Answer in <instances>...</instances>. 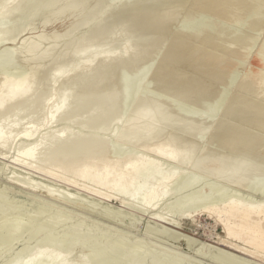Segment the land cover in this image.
I'll use <instances>...</instances> for the list:
<instances>
[{
    "label": "bare ground",
    "instance_id": "obj_1",
    "mask_svg": "<svg viewBox=\"0 0 264 264\" xmlns=\"http://www.w3.org/2000/svg\"><path fill=\"white\" fill-rule=\"evenodd\" d=\"M14 1L8 0L6 3L5 0H0V4L7 6ZM80 1L84 6L89 3L97 14L104 7L106 0H96L95 3L94 0ZM65 5L63 0L20 1L18 10L13 15L4 14L8 10H2L5 16L0 18V25L6 18L8 23L4 28L0 26V33L3 35L18 32L37 19L41 22L51 21L61 9H65ZM76 6L73 8L76 9ZM122 6L124 10L113 13H125L119 16L122 20L115 19L118 20V25L125 24L129 17L131 24L129 23L127 28L133 26V32L138 38L137 41L130 39L139 43V51L134 49V57L129 55L134 54L132 47L135 46L126 43L127 39L122 43L123 49L119 44L122 51L111 48L115 54L107 55V50L104 49L103 55L100 54L102 51H98L100 47L93 46L94 41L90 39L87 42L89 39L85 37L87 40H83L86 44L80 42L81 46L71 53L70 66H58L55 62L57 67H53L52 64L46 66L47 54H36L37 56L26 59L23 54L21 57L14 47L6 46L4 41H0V172L5 175V183L14 184L19 190L42 193L54 203L65 202L89 214L93 211L96 214L100 210L99 219L102 220L94 218L93 223L105 225L110 231L119 232L120 236L94 232L91 226L87 227L84 223V219L88 218L85 214L83 220H74L71 217L72 212L65 213L53 202L40 205L36 199L26 200L22 194L23 198L14 194L10 200L6 197L0 198V257L3 258L2 255L6 252L11 253V248L20 239L24 240V244H30L32 241L34 246L38 247H41V243L43 247L47 242L58 241L62 247L69 250L70 245L82 241L90 245L97 243L94 250L87 249L94 252V264H107L106 261L111 264H146L145 260L148 262V259V264H183L179 258H183V254L179 251H176L177 254L154 250L147 253V249L146 252L143 247V250L140 249L139 244H144L140 239L124 238L129 237V234L120 229L121 227L107 223L127 222L128 217L126 218L124 209L122 210L127 207L140 211L142 215L146 214L147 227L150 230L159 232V235L164 232L170 234L175 241H187L189 248H192L191 243L197 242L202 248L213 249L219 253L217 256L220 257L216 258H221L220 261H224V264H227V260L232 264H250L253 258L264 261V0H127ZM177 6L183 8L182 12L178 10L182 20L177 21L179 23L170 20L176 19L178 14L172 15L170 12L175 14L176 10L173 9ZM167 10L169 11L166 12ZM61 12L63 13V10ZM154 15L159 18L153 19V22L151 19L155 18ZM168 15H171L170 19H167ZM115 21L95 26L89 37H100L106 31L109 32ZM170 31L172 36L170 35L167 41ZM113 33L116 34L112 31ZM129 48L132 49L130 54ZM158 49L160 61L155 59V64L152 65L150 63L153 62ZM95 52H99V55ZM62 56L54 58L61 60ZM92 56L94 60H97V56L102 60L103 64L95 68L97 71L93 69ZM148 64L150 72L142 84H146L147 89L137 98L138 96L134 95L137 94V82L143 78ZM81 68L86 72L81 71ZM89 70L95 72L87 73ZM35 75L55 85L61 80L64 86L61 85L58 92L51 90V94L48 92L45 97H41L40 93H37L41 87L37 90L34 87ZM75 83L82 84V87L79 85L81 88L88 87L81 97L78 96L79 93L76 97V93H72V89L76 87L73 86ZM161 88H167L166 93H174L176 97L185 96L189 101L188 106L175 113L172 111L177 105L173 102L176 98L174 95L175 98L167 101L154 97L155 91ZM35 101L38 104H35ZM159 102L168 104L165 105L169 109L167 113L163 112L166 108L159 112ZM32 103L35 107L39 105V108H36L43 112L39 113L42 114L40 117L35 118V112H39L36 108L29 110ZM133 103L136 109L135 119L132 118L133 114L132 117L129 116L133 121L128 120L117 136L114 135L117 132L114 128L118 124L116 120L117 124L110 126L115 129L112 131L115 140L112 138L111 141L107 135L103 137L104 134L99 136L95 133L97 128L104 133L106 130L105 134H108L110 130L105 127H109V123L118 115L120 117ZM149 103L155 111L150 110ZM103 106L105 109L99 111ZM82 114L84 118L78 119L80 122L77 118L76 121H71L73 117L80 118ZM173 115H176L175 120L179 121V124L188 127H181V133L158 137L159 134L156 133L161 129L157 127L170 120ZM77 123L79 130H74ZM84 128L85 132H82ZM157 129L159 130L156 131ZM195 145L200 147L201 155L198 153L197 161L191 164L188 159L191 157L189 152L193 151ZM11 146H15L12 148L13 152ZM191 160L193 161L192 158ZM188 163L191 164L189 167ZM10 164L31 173L26 171L28 176L19 175L15 171L16 168L13 171L9 169L13 168ZM161 166L167 170L164 171ZM230 168L231 172L228 171ZM234 171L240 172L239 175ZM22 172L24 174L23 170ZM203 179L206 180L205 183ZM168 184L170 188H167ZM6 188L4 185L0 190ZM162 200L168 201L163 204L168 205L166 209H171L172 214L157 210L156 205ZM165 205L161 206L165 208ZM203 214L214 217L216 223L221 224L224 236H219L217 240L209 243L180 231L183 219L193 220ZM168 238L170 240V237ZM155 245L156 243L153 247L158 244ZM25 246L19 247L18 250H21L13 253H17L19 257L18 253H23ZM37 246L32 254L28 251L31 256L21 261L15 255L12 258L15 256V259L20 261L19 264H39L41 260L53 263L67 259L64 257L69 253L66 251L68 253L63 254L64 250L62 253L46 248L42 250ZM144 246L146 247L145 244ZM166 248L163 250H167ZM32 249L33 245L27 250ZM195 252L191 251V254ZM203 253L201 251L200 254ZM7 254L4 255L8 257L9 262L6 260L4 264L11 263ZM203 256L205 258V255ZM212 256L213 253L208 258ZM85 259L82 261L87 262ZM89 259L92 262V258ZM73 262L72 264L82 263ZM215 262L212 263L218 264Z\"/></svg>",
    "mask_w": 264,
    "mask_h": 264
},
{
    "label": "rangeland",
    "instance_id": "obj_2",
    "mask_svg": "<svg viewBox=\"0 0 264 264\" xmlns=\"http://www.w3.org/2000/svg\"><path fill=\"white\" fill-rule=\"evenodd\" d=\"M8 2V0H5V2ZM10 1H14V0H10ZM20 1H21V3L23 2V0H19V1H14V2H16V3H14V2H10L12 5H13V7L11 8L10 6H12L11 4H8L7 6H5L6 4H0V8L2 7H4L5 9H2L1 8V10H0V18L2 17V16H5L4 14H6V13H11V15H13L14 14V12L15 11H17L18 9V7H19V5H20ZM68 1V3H65V2H67ZM74 1H76V2H78V3H75ZM80 1V0H79ZM79 1H77V0H66V1H64L63 0V2H64V5L66 6L65 7V9H61V11L63 10V13L60 11L56 16H54V18H51V21H47V22H41L40 20H38L37 19V21L36 20H34V21H32L31 23L34 25H32L31 23H29V24H27V26H25L24 28H22L20 31H22V32H20V31H18V32H15V33H11V32H9V31H7V32H9V34L8 33H6V34H3V35H1V33H0V41L2 42V43H4L5 42V44H6V46H12V47H14V50L17 52V53H19V55L21 56V54H23L22 56H25V58L26 59H28V58H31V57H33V56H37V55H40V54H42V53H44L45 55H46V60H47V65L46 66H50L51 64L52 65H54L53 67H57L56 66V64H59L58 66H60V65H62V66H67L68 67V65H69V63H70V65L72 64V60H71V58H72V55H71V53H73V51L77 48H79L80 46H81V44L84 42V44H86V42L84 41L86 38L85 37H87V39H89V40H87V42L88 41H90V39L92 40V41H94L93 43H92V41H91V43L93 44V46H97V47H100V50H98L99 52L100 51H102L103 53H100V54H103L104 55V53L105 52H107V55L108 54H110V53H112V49L111 48H113V50H118L119 52H120V50L122 51V49H123V45H122V43L124 44V40H126L127 42L126 43H130L132 46H137L136 48L135 47H132L133 48V53L134 52H136V50L137 49H139L138 47H139V43H135V42H133L132 40L134 39V41H137V34L136 33H134L133 32V26H131V27H129V28H127L128 26H130V24H131V22H130V20H129V17L126 19L127 21L125 22V24H120V25H118V24H116V23H118V20H120L121 18L119 17V16H121L122 14L124 15L125 13L123 12V13H115V12H117V11H119V10H121V9H123L124 10V7L122 6V4H125V1L127 2V0H123L124 1V3H122L123 1L122 0H106L105 1V4H103V8L101 9V11H99V12H97V14L95 13V11H93V8L90 6V4L89 3H87V5L85 4V6H84V4H82V3H79ZM98 1V0H97ZM96 0H94V3L95 2H97ZM6 2V3H7ZM19 2V3H18ZM81 2V1H80ZM71 3V4H70ZM73 3V4H72ZM75 3V4H74ZM111 3V4H110ZM120 3H121V7H119L120 6ZM17 4H18V6H17ZM25 4V3H24ZM2 5V6H1ZM14 5H16V6H14ZM23 5V4H22ZM71 5H73V7L75 6V5H77L76 6V9H74ZM119 5V6H118ZM107 6V7H106ZM116 6V7H115ZM182 6V5H181ZM181 6H177V7H175V9H173V10H176V12H175V14H173L172 12H170V14H172V15H176V14H178V15H176L175 16V18L176 19H174V18H171L170 19V17H171V15H168V17H167V19H170V20H176V23H179L180 21H182V20H180V16H179V14L183 11V10H181V9H183V8H181ZM10 8V10H9V8ZM14 7H15V10H14ZM70 7V8H69ZM91 7V8H90ZM183 7V6H182ZM7 8V9H6ZM68 8V9H67ZM71 8H72V10H71ZM112 8H116L115 10L114 9H112ZM120 8V9H119ZM13 10V12H12V10ZM22 9H23V6H22ZM81 9V10H80ZM2 10H4V12H5V10H8L7 12H3L2 13ZM66 10L68 11V12H66ZM122 10V11H123ZM178 10H181V12L179 11L178 12ZM113 11H115L114 13H113ZM169 10H167L166 12H168ZM170 11H172L171 9H170ZM174 12V11H173ZM82 13V14H81ZM84 13V14H83ZM94 13H95V15H94ZM138 13V12H137ZM3 14V15H2ZM9 14H7V15H9ZM77 14V15H76ZM87 14V15H86ZM99 14V15H98ZM128 14V13H127ZM10 15V16H11ZM62 15V16H61ZM114 15L115 16H117V17H114ZM80 16V17H79ZM152 16H153V14H152ZM155 16V15H154ZM56 17V18H55ZM152 18V17H151ZM159 17L157 16V18H156V16H155V18L153 17L151 20L154 22V20L153 19H155V20H157ZM115 19H118V20H116L115 21ZM123 19V18H122ZM121 19V20H122ZM8 20H7V18L4 20V21H1L3 24H1L0 26L1 27H5L6 25H7V22ZM109 21H115V23H113L112 24V26H113V28H112V26H111V29L109 30V32L108 31H106V33H104V35H102V36H93V37H89V35L91 34V31L93 32L94 30V28H95V26H98V25H100V24H103V23H105V22H109ZM177 21H179V22H177ZM34 22H35V24H34ZM37 22V23H36ZM39 22V23H38ZM41 23V24H40ZM130 23V24H129ZM81 24H83V26H81ZM3 25V26H2ZM44 25V26H43ZM117 25V26H116ZM81 26V27H80ZM86 26V27H85ZM0 27V28H1ZM117 27V28H116ZM119 27V28H118ZM121 27V28H120ZM69 28V29H68ZM114 28H115V30H114ZM2 29V28H1ZM113 29V30H112ZM116 29H117V31H116ZM132 29V30H131ZM66 31V32H65ZM69 31V32H68ZM74 31V32H73ZM87 31V32H86ZM112 31L113 32H116V34L115 33H113L112 34ZM56 32V33H55ZM59 32V33H58ZM65 32V33H64ZM61 33V34H60ZM85 33V34H84ZM90 33V34H89ZM109 33V34H108ZM54 34V35H53ZM57 34H59V35H57ZM64 34V35H63ZM72 34V35H71ZM84 34V35H83ZM115 34V35H114ZM8 35H10V36H8ZM43 35V36H42ZM52 36V38H49V37H51ZM62 35V36H61ZM67 35V36H66ZM169 36L167 37L168 39H167V41L169 40V38L172 36V31H170V34H168ZM171 35V36H170ZM49 36V37H48ZM58 37V38H56V37ZM105 36V37H104ZM12 37V38H11ZM81 37V38H80ZM105 39H104V38ZM129 37V38H128ZM9 38V39H8ZM17 38V39H16ZM108 38V39H107ZM132 40H131V39ZM4 39V40H3ZM18 39H19V41H18ZM26 39V40H25ZM55 39H57L56 41H54ZM74 39V40H73ZM80 39H84L83 41H80ZM129 39V40H128ZM6 40V41H5ZM14 40V41H13ZM16 40V41H15ZM21 40H22V42H21ZM71 40H73V41H71ZM104 40H106V41H104ZM4 41V42H3ZM10 41H12V42H10ZM102 43H101V42ZM123 41V42H122ZM8 42V43H7ZM21 42V43H20ZM24 42H26V43H24ZM78 42V43H77ZM80 42H82L81 44H80ZM134 43V44H132V43ZM11 43V44H10ZM88 44V45H92V44ZM99 44V46H98V44ZM101 43V44H100ZM107 43V44H106ZM128 43V44H129ZM17 44H18V46H17ZM22 44V45H21ZM75 44H76V47H75ZM97 44V45H96ZM119 44H121V47H122V49L119 47L120 45ZM135 44H137V45H135ZM23 45H25V46H23ZM20 46V47H19ZM69 46H70V48H69ZM116 46H118V48H120V49H116ZM19 47V48H18ZM24 50H23V49ZM42 48V49H41ZM62 48V49H61ZM27 51H26V50ZM45 49H46V51H45ZM47 49H49V50H47ZM64 49V50H63ZM99 49V48H98ZM102 49V50H101ZM107 50V51H103V50ZM109 49H111V50H109ZM130 49V48H129ZM134 49H136V50H134ZM52 50V51H51ZM63 50V51H62ZM69 50V51H68ZM109 50V51H108ZM131 51H128V53L130 54L131 52H132V49H130ZM26 51V52H25ZM65 51V52H64ZM66 51H68V52H66ZM111 51V52H110ZM115 51V52H116ZM139 50H137V52H138ZM160 52V50L158 49L156 52H155V57L153 58L154 60H153V62L152 63H150V64H152L153 65V63L155 64V59L156 60H158L159 59V57L158 56H160V54H159V52ZM99 52L98 53H96L97 55H99ZM109 52V53H108ZM59 54V53H61L60 55H56V54ZM64 53V54H63ZM67 53H69V54H67ZM37 54V55H36ZM44 54H42V55H44ZM65 54H67L68 55V57H66L67 55H65ZM112 54H115L114 52L112 53ZM129 54H126L127 56L129 55ZM50 57H49V56ZM54 55V56H53ZM61 55H63L62 57L64 58V59H62V57H61V60H59V59H55L54 57L56 56H61ZM70 55H71V57H70ZM134 55H135V53L132 55V54H130L129 56H133L134 57ZM21 56V57H22ZM94 56H96L95 54H94ZM102 56V55H101ZM100 56V57H101ZM48 57V58H47ZM126 57V56H125ZM133 57H130V58H133ZM51 58V59H50ZM53 58H54V60H53ZM68 59L69 61H67L66 59ZM92 58H93V56H92ZM95 59H97V60H94V58H93V60L95 61V62H97L96 64H95V62L93 61V69L95 70V68L96 67H100L99 65H101V58L99 59L98 58V56L95 58ZM50 60L52 61V62H54V63H50ZM57 60V61H56ZM117 60H119V59H117ZM117 60H115L116 62H117ZM67 61V62H66ZM99 61V62H98ZM114 61V62H115ZM144 61V60H143ZM158 61H160V59L158 60ZM157 61V62H158ZM55 62H56V64H55ZM74 62V61H73ZM66 63V64H65ZM98 64V65H97ZM103 64V63H102ZM69 65V66H70ZM97 65V66H96ZM151 65V66H152ZM150 65L148 64L147 66H146V68H145V70H144V72H143V78H140L139 80H138V82H137V90L135 91V92H137V94L136 93H134V95L137 97V98H139L140 96H142V93H143V91L145 90L146 91V89H147V87H146V84L145 85H143L142 86V84H143V82H144V80H145V78L148 76V74H149V72H150ZM83 70V72H86V70L85 69H83V68H81V71ZM93 70H89V72H87V73H91ZM95 71H97V70H95ZM95 71H93V72H95ZM73 73V72H72ZM87 73H85V74H87ZM83 75H84V73H83ZM36 76V78L34 77V79L36 80V83H35V85H34V87H36V89L35 90H37V89H40V87H41V89L37 92V93H40V96L42 97H45L46 96V94H48V92L51 94V90L53 91V92H58L59 90H61V85L62 86H64V83L63 82H61V80H59V82L61 83H56V85L55 84H53V83H51L50 84V82L48 81V80H44V79H40L39 77L40 76H38V75H35ZM82 76V75H81ZM81 76H79V77H81ZM39 79V80H38ZM43 80H44V82H43ZM39 82V83H38ZM42 82V83H41ZM47 82V83H46ZM106 82V81H105ZM63 83V84H62ZM41 84V85H40ZM47 85V86H46ZM82 87V84H80V83H75V84H73V86L75 87V89H72V93H76L75 94V96L74 97H76V95H77V93H79L78 94V96L79 97H81L82 95H84L85 93H84V91L88 88H85V87H83V88H81L80 86ZM101 85V84H100ZM49 86V87H48ZM51 86V87H50ZM54 86V87H53ZM72 86V87H73ZM136 86V85H135ZM143 87V90H141L142 89V87ZM57 87H58V89H57ZM73 87V88H74ZM90 87V86H89ZM62 88H64V87H62ZM48 90V91H47ZM102 90H105L104 88H102ZM166 90V91H165ZM164 93H166V92H168L167 91V88H161V89H159V90H157V91H155L156 92V95H154L155 94V92H154V97H156V99H164V100H168V99H171V98H173L175 95H174V93H173V95H172V93H166V94H164ZM52 92V93H53ZM141 92V93H140ZM36 93V94H37ZM145 93V92H144ZM143 93V94H144ZM158 93V94H157ZM162 93V94H161ZM168 94V95H167ZM81 95V96H80ZM135 97V98H136ZM176 97V96H175ZM174 97V98H175ZM71 98V97H70ZM69 98V99H70ZM177 98V99H176ZM174 100H173V102H174V104H177V105H175V108L172 110V111H175V113H179V111H181L180 110V108L182 109V108H184L185 106H188V104H189V101H188V99L184 96L183 97V95L181 96V97H176ZM71 100V99H70ZM70 100H68V101H70ZM33 102V101H32ZM36 102V101H35ZM71 102V101H70ZM188 102V103H187ZM34 103V102H33ZM32 103V104H33ZM151 104H152V102H150ZM149 103V106H151V104ZM160 103V106H158L159 107V112H162V110H163V108L165 109V111H163V112H168V108L167 107H165V105L167 106L168 104H166V103H162V102H159ZM35 104H38V102H36ZM35 104H33L30 108L31 109H29V110H32L33 108L35 109L36 107H38L39 108V105H37L36 107H35ZM154 104V103H153ZM152 104V105H153ZM164 104V105H163ZM185 104V105H184ZM112 105V104H111ZM147 105H148V103H147ZM148 106V107H149ZM153 107H156V105H153ZM152 106L150 107L151 109V111H152V109H154ZM100 108V107H99ZM103 108V109H102ZM157 108V107H156ZM104 110L105 109V107L103 106V107H101L100 109H99V111L100 110ZM129 109V110H128ZM149 109V108H148ZM28 110V111H29ZM35 110H37V111H39V112H35V115H36V117L35 118H37V117H40L42 114H40L39 115V113H43V112H40V110L39 109H35ZM136 109H135V105H134V103L133 104H131V105H129V108H127L126 110H124V112H122L121 114H120V117H119V115L114 119V121L112 120L110 123H109V127H105L106 129H108V130H110L109 132H107L108 134H105L106 133V130H105V133H104V131L103 130H98L97 128H96V131H95V133H97L99 136H102L103 134V137H106L105 135H107V138H109L111 141H113L112 140V138L115 140L116 138H114L115 136H113L112 134V131L113 130H117V132H115V133H117V134H115L114 133V135H118L120 132H122V131H120V130H123V128H124V126L126 125L125 123H127L128 122V120H129V122H130V119L131 118H129V116L130 117H132V114L134 115L135 114V111ZM133 111V112H132ZM153 111H155V109L153 110ZM126 113V114H125ZM35 115H33V116H35ZM86 115V114H85ZM159 115H160V113H159ZM124 118V119H119V118ZM135 115H134V117H132L133 118V120L135 119ZM34 118V119H35ZM77 118V119H76ZM81 118L83 119L84 118V114H82L81 115V117L80 118H78V117H73L72 119H71V121L74 119V121H76V120H81ZM117 118H118V120H117ZM175 118H176V115H173L172 117H171V119H173L174 121L172 122V121H170V120H166L167 122H169V124L171 123V125H169L166 121H164L163 122V124L164 125H167V126H163V124H161V125H159L157 128H160L161 130H159V129H157L156 131H158L157 133H156V131H155V133H156V135L157 134H159V136L158 137H167V135L168 134H173V133H175L176 132V134H177V132H179V133H181L179 130H180V128L181 127H183L184 126V128H187L188 126L187 125H182L181 123L179 124V121H176L175 120ZM76 119V120H75ZM125 119L127 120V121H125ZM78 120V121H79ZM115 120H116V122L118 123H115ZM122 120V121H121ZM132 119H131V121H133ZM121 121V122H120ZM125 121V122H124ZM163 121V120H162ZM70 122V121H69ZM80 122V121H79ZM78 122V123H79ZM120 122V123H119ZM135 122V121H134ZM71 123V122H70ZM78 123L76 124V128H73L74 130H79L78 128H79V126H78ZM112 123V124H111ZM167 123V124H166ZM74 124V123H73ZM111 124V125H110ZM115 124H117V125H119V127L116 125L115 126ZM122 124H124V125H122ZM159 124V123H158ZM112 125H114L115 127V129L113 128V127H110V126H112ZM74 126H75V124H74ZM73 126V127H74ZM121 126H122V128H121ZM169 126V127H168ZM197 126V125H196ZM116 127H118V128H116ZM164 127H166V129L164 128ZM112 128V129H111ZM86 128H84L83 129V131L82 132H85L84 130H85ZM119 129V130H118ZM95 130V129H94ZM98 130V131H97ZM107 130V131H108ZM120 131V132H119ZM168 131V132H167ZM102 132V133H101ZM114 132V131H113ZM163 132V133H162ZM171 132V133H170ZM101 133V134H100ZM111 133V134H110ZM108 135H110V137H108ZM137 135V134H136ZM135 135V136H136ZM155 135V134H154ZM164 135V136H163ZM113 136V137H112ZM12 145H14V144H12ZM16 147H17V145H16ZM194 147V146H193ZM198 145H195V149L193 148V151L191 152H189V154L191 155V157L190 158H188L189 159V163H191L192 164V162H193V164L197 161V159H198V157H199V154L198 153H200V155H201V152H199L200 151V147H198ZM15 148V146L14 147H12L11 146V151L13 152L14 150L13 149ZM197 148V149H196ZM196 150H198V151H196ZM195 151H196V153H195ZM11 152V153H12ZM193 155H192V154ZM193 156H194V158H196V159H194L193 158ZM191 158L193 159V161L191 160ZM195 161V162H194ZM189 163H188V166L187 167H189L190 165H189ZM247 163V162H246ZM10 166L12 167L13 166V168H9L11 171H13L14 170V168H16V172H17V174H19V175H24V176H28L27 174H25V172L27 171V172H30V171H28V170H26V169H21L20 167H18V166H15V165H11L10 164ZM162 168L164 167V166H161ZM19 168V169H18ZM8 169V170H9ZM164 169V168H163ZM191 169V168H190ZM22 170L24 171V174H23V172H22ZM165 170H167V169H164V171ZM187 170H189V169H187ZM231 168H230V170L228 169V171L229 172H231ZM234 170V169H233ZM22 173H21V172ZM228 172V173H229ZM233 172V171H232ZM235 172V174H238V173H240V172H238V171H234ZM1 173V172H0ZM3 173V172H2ZM2 173L0 174V189H2V187H4V185H6L7 186V188L6 189H4V190H0V198H2V197H6V198H8L7 200H10V199H12L15 195L14 194H18V196L20 197V195L22 194L24 197H26L25 199L26 200H28V199H32V200H35L36 199V201H38V203L40 204V205H49V203L51 202H53L50 198H48L47 196H45V195H43L42 193H36V192H34V191H28V190H19V188L18 187H16V185H14V184H12V183H5V181H4V177H5V175L3 176L2 175ZM31 173V172H30ZM4 174V173H3ZM239 175V174H238ZM2 177V178H1ZM202 181H204V183H205V181L206 180H202ZM203 183V184H204ZM57 184H60V182H57ZM202 184V185H203ZM1 185H2V187H1ZM171 186L168 184V187L167 188H170ZM15 192V193H14ZM26 192V193H25ZM34 194H36V195H34ZM40 194H42V195H40ZM14 195V196H13ZM22 195H21V198H23L22 197ZM27 195V196H26ZM40 195V196H39ZM44 196V197H43ZM40 197V198H39ZM46 198V199H45ZM40 201H39V200ZM32 200H30V201H32ZM163 201V202H162ZM161 202H158L157 203V205H156V208H157V210L159 211V210H161V212H164V213H166L165 211H167V213L166 214H168V213H171V209H169V210H167L166 209V206H168L167 204L165 205V204H163V203H168V201L166 200V201H164V200H162ZM169 201H171V199H169ZM25 202V201H24ZM43 202V203H42ZM60 202L61 201H59L58 203H54L53 202V204H55L56 206H58L62 211H65V213H71L72 212V218L74 219V220H83V215L84 216H88V218H85L84 219V223L87 225V227L88 226H91V228H93V229H91V230H93L94 232H104V233H112V236H113V234H114V237H119L120 236V234H119V232H114V231H110V229L109 228H107L105 225H101V224H95V223H93V221H92V219H98V220H102V219H99L100 218V216H99V213L101 212L99 209L101 208V207H99V211L98 210H96V212L98 211V213H94V211H93V213H88V212H83V211H81V210H77V207H73L72 205H70V204H68V203H63L62 202V204H60ZM50 203V204H51ZM161 203V204H160ZM64 204V205H63ZM60 205V206H59ZM69 205V206H68ZM161 205H165V208H164V206H161ZM64 206H66V207H64ZM114 206H116V204H114ZM158 206V207H157ZM163 207V208H162ZM73 208V209H72ZM76 208V209H75ZM132 208V207H131ZM159 208H162V209H164V210H162V209H159ZM167 208H169V207H167ZM69 209V210H68ZM102 209V208H101ZM124 209V210H123ZM128 209V210H127ZM76 210V211H75ZM122 210L124 211L123 212V214L124 215H126V218H127V222L125 221L124 223H120V222H118V223H120V224H118V223H115V222H107V223H110V224H115V226H117V227H121L120 229H122V230H124L127 234H129V237H124V238H127V239H129V240H139L140 239V241L141 242H143L145 245H146V247L144 246V244L142 245V246H140L141 244H139V247H140V249H141V247H143L145 250V252H146V249H147V253L151 250V252L154 250V252H165L166 254H172V253H178V252H176V251H179L180 253H182L183 254V258L182 257H179V258H181L182 260H181V263H183V264H187V263H192V262H197V263H199V262H201L202 264H214V263H212V262H215V260L217 261V262H215V263H218L219 264V261H220V259L219 258H216V256L217 255H219V253L218 252H216V251H214L213 249H209V248H207V247H204V248H202V246L200 247L199 245L200 244H197V242H194V243H191L190 245H191V247L192 248H189L190 246L189 245H187V241H175V240H173L172 239V237H171V235L170 234H166L165 232H164V234H162L163 235V237H161L162 235H159V232H156V231H153V230H150L148 227H147V221H148V219H147V217H146V214H141V212L140 211H138V210H135L134 208H132V209H130V208H127V207H124V208H122ZM127 210V211H126ZM132 210H133V212H132ZM98 214V215H97ZM129 214V215H128ZM172 214V213H171ZM76 215H78V216H76ZM170 215V214H169ZM206 214H203V215H199V216H196L193 220L192 219H183L182 221H181V223H182V228L180 229V231L181 232H183L184 234H186V235H188V236H191V237H193V238H195V239H198L199 241H205V242H209V243H212L211 241H215V240H217V237H219V236H224V232H222V226H221V224L219 223V224H217L216 222V220H215V218L214 217H211V216H209V217H207L208 215H206ZM80 216H82V217H80ZM130 216V217H129ZM134 217V220H133V217ZM139 216V217H138ZM76 218V219H75ZM140 218V220H138ZM142 219V220H141ZM212 219H214V220H212ZM91 220V221H90ZM124 220H126L125 218H124ZM146 220V221H145ZM131 221V222H130ZM99 222H105V221H99ZM146 222V223H145ZM145 224H146V226H145ZM122 225V226H121ZM149 225H151V223H149ZM92 226H94V227H92ZM105 226V227H104ZM142 227H144V228H142ZM145 227H147V229L145 228ZM126 228V229H125ZM221 228V229H220ZM107 229V230H106ZM116 229V228H115ZM128 229V230H127ZM143 230V231H142ZM149 230V231H148ZM146 232V233H145ZM57 234V233H56ZM116 234H118V235H116ZM144 234V235H143ZM152 234V235H151ZM166 235V236H165ZM170 235V236H169ZM58 236V235H57ZM128 236V235H127ZM131 236V237H130ZM156 236V237H155ZM160 236V237H159ZM135 239H134V238ZM144 237H145V239H144ZM149 237H151V238H149ZM168 237H170V240H172V241H170L169 240V238ZM212 237V238H211ZM167 238H168V240H167ZM211 238V239H210ZM142 239V240H141ZM144 239V240H143ZM158 240V241H156V240ZM57 240V239H56ZM148 240H149V242H150V244H149V242H148ZM208 240V241H207ZM24 240H22V239H20L19 241H17L14 245H15V248H14V245H13V247L11 248V253H9L8 252V254H7V252L6 253H4L5 255L7 254V256L9 255V259H10V262L11 263H8V264H19L20 263V261L23 259V258H25V257H28L29 255H30V253L28 252V251H31V254L33 253V251H35L37 248H36V246H34V243L31 241V243L30 244H24V242H23ZM79 241V240H78ZM159 241H161V242H159ZM175 241V242H174ZM84 242V241H83ZM146 242V243H145ZM180 242V243H179ZM44 243V242H43ZM46 243V242H45ZM44 243V244H45ZM57 243V244H56ZM81 243V244H80ZM156 243V247H153V245ZM165 243V244H164ZM185 245H184V244ZM196 243V244H195ZM18 244H21V246H25V251L23 252V253H18L19 254V257H18V255H16L17 253H13V252H17V251H19V250H21V249H19L18 250V248L19 247H21L20 245H18ZM36 244V243H35ZM55 244V245H54ZM77 244H79L80 245V247L77 245ZM83 244V245H82ZM85 243H82V241H79V243L78 242H76V243H74V245L72 246V245H70V247H68V248H70V250L69 249H67V247H62V245H61V243H59L58 241H55V243L53 242H47L46 243V247L45 246H43L42 247V243H41V245H39V246H41V247H38L39 249H47V250H49V251H54V252H58V253H62L63 252V250L65 251V252H63V254H66V253H68V252H66V251H69V253H68V255L66 254V256L64 257V258H67V259H63V261L62 262H58V261H55V262H53V263H47V261L46 260H41L40 262H39V264H68V263H70V264H72V262H73V260H74V262L73 263H77V262H79V261H81L82 263L81 264H87L88 262V264H94L95 262H93L95 259H93V255H94V252L92 251H87V249H89V250H91V249H95V247H97L96 245H97V243L96 242H94V243H91V245L90 244H85ZM96 244V245H95ZM195 244V245H194ZM17 245V246H16ZM27 245L30 247V249H31V246L33 245V249L32 250H27L29 247H27ZM31 245V246H30ZM75 245L77 246V247H75ZM82 245V246H81ZM89 247H88V246ZM94 245V246H93ZM149 245H151V246H149ZM160 245V246H159ZM169 245V246H168ZM173 245V246H172ZM176 245V246H175ZM161 247V248H159V247ZM164 248H163V247ZM22 247V248H23ZM72 247V248H71ZM85 247H86V249H85ZM88 247V248H87ZM149 247V248H148ZM152 247V248H151ZM166 247H168V249L166 248ZM176 247H178V248H176ZM182 247V248H181ZM198 247H200L199 249L202 251V253L203 254H200L201 253V251L198 249ZM36 248V249H35ZM74 248V249H73ZM143 248L141 249V250H143ZM167 249V250H163V249ZM174 248V249H173ZM184 248H187V249H184ZM195 248V249H194ZM57 249V250H56ZM93 249V250H94ZM155 249H157L156 251H155ZM160 249V250H159ZM198 249V251H196ZM203 249H204V251H203ZM206 249L208 250H212L211 252L208 250V251H206ZM15 250V251H14ZM86 250V251H85ZM163 250V251H162ZM170 250V251H169ZM171 250H172V252H171ZM193 250H195V251H193ZM71 251V252H70ZM191 251L192 252H195L194 254L192 253L191 254ZM25 252H27L28 254H25ZM82 252H83V254H82ZM88 252V253H87ZM169 252V253H168ZM190 252V253H189ZM200 252V253H199ZM81 253V254H80ZM90 253V254H89ZM208 253V254H207ZM213 253V256H212V258H208L209 256H211V254ZM215 253H218V254H215ZM2 255V257L3 258H1L0 257V259H2L0 262L2 263V264H4L5 263V261L7 260V262H9V260H8V257H6L5 255ZM11 254V255H10ZM198 254H200V255H198ZM207 254V255H206ZM210 254V255H209ZM13 255H15L16 256V258H18L17 260H18V262H17V260L15 259V256H14V258H12V256ZM86 255H88L87 257H86ZM185 255V256H184ZM203 255H205V258H204V256ZM31 256V255H30ZM95 256V255H94ZM191 258H190V257ZM199 256V257H198ZM203 256V257H202ZM11 257V258H10ZM76 257V258H75ZM85 257L87 258V260L85 259ZM92 258V262L90 261L91 259H89V258ZM217 257H220V256H217ZM21 258V259H20ZM69 258V259H68ZM78 258H80V259H78ZM81 258H83V259H81ZM188 258H190V259H188ZM194 258V259H193ZM216 258V259H215ZM14 259V260H13ZM84 259H85V261H87V262H83L84 261ZM192 259V260H191ZM210 259V260H209ZM212 259H215V260H212ZM219 259V260H218ZM256 258H253L252 259V263L253 264H264L263 262L264 261H260L261 259L260 258H257L256 260H255ZM260 259V260H259ZM4 260V261H3ZM11 260H13V261H11ZM16 260V261H15ZM83 260V261H82ZM89 260V261H88ZM109 260H113V259H109ZM189 260V261H188ZM15 261V262H14ZM77 261V262H76ZM149 261H150V259H148V262H147V260H145V263L146 264H148L149 263ZM199 261V262H198ZM228 261V260H227ZM225 262V263H229V264H232V263H230L229 261L228 262ZM107 262V264H111L110 262L108 263V261H106ZM259 262V263H258ZM0 263V264H1ZM105 263V262H104ZM103 263V264H104ZM220 263L221 264H224V261H223V263H222V260L220 261ZM252 263H250V264H252ZM77 264H80V263H77ZM106 264V263H105ZM114 264V263H113Z\"/></svg>",
    "mask_w": 264,
    "mask_h": 264
}]
</instances>
